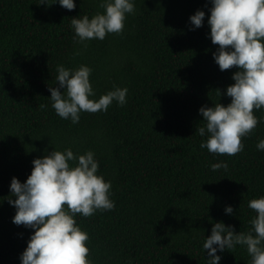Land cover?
<instances>
[{"label": "trees", "instance_id": "obj_1", "mask_svg": "<svg viewBox=\"0 0 264 264\" xmlns=\"http://www.w3.org/2000/svg\"><path fill=\"white\" fill-rule=\"evenodd\" d=\"M73 2L68 10L0 0V264H20L33 231L11 221L10 179L23 182L34 158L68 147L91 150L97 174L111 181L112 209L75 214L92 264H207L202 243L212 223L248 231L255 212L247 202L264 195V150L256 149L264 122L241 137L243 150L231 156L201 149L206 137L195 133L203 125L201 105L230 102L224 90L236 70H219L213 61L210 0H133L120 34L86 44L73 41L70 19L103 9L98 0ZM197 9L205 17L192 28L188 17ZM57 64L88 65L95 98L116 85L127 88L126 103L82 111L75 124L60 118L47 98ZM217 161L227 169H211ZM226 205L232 214L224 213ZM217 254L218 264L250 260L239 245Z\"/></svg>", "mask_w": 264, "mask_h": 264}, {"label": "clouds", "instance_id": "obj_2", "mask_svg": "<svg viewBox=\"0 0 264 264\" xmlns=\"http://www.w3.org/2000/svg\"><path fill=\"white\" fill-rule=\"evenodd\" d=\"M46 5L58 3L65 9L75 7L73 0H41ZM207 36L217 45L212 58L219 70L235 67L231 73L232 84L224 95L230 102L217 101L211 106L201 105L197 111L203 125L195 128L201 137L199 147L210 153L229 156L243 150L241 137L247 136L264 122L253 109L264 110V0H210ZM97 11L89 16L79 15L70 19L73 41L86 44L93 38L102 40L108 33L120 34L126 14L134 12L133 0H98ZM205 12L195 10L188 17L192 28L202 25ZM74 54H78L74 52ZM92 69L85 64L69 68L63 64L55 67V84L48 86L47 97L54 112L62 119L75 124L80 113L105 111L115 101L126 103V87H113L95 98L89 75ZM62 89V91H61ZM218 96L219 90H216ZM46 105L41 104L40 108ZM258 151L264 150V138L256 143ZM31 170L23 182L12 177L9 183V205L15 209L12 223L33 231L26 246L19 254L20 264H92L86 246L88 234L75 221V214L83 217L97 210L114 207L111 181L97 174L98 162L91 150L74 153L68 147L51 150L31 161ZM226 161L210 165L213 170L227 169ZM11 197H15L12 199ZM247 207L255 215L249 220L248 231H233L232 225L221 221L212 223L210 234L204 237L202 249L207 250V264H218L217 252L245 247L249 264H264V195L249 199ZM232 214L231 205L223 208Z\"/></svg>", "mask_w": 264, "mask_h": 264}]
</instances>
